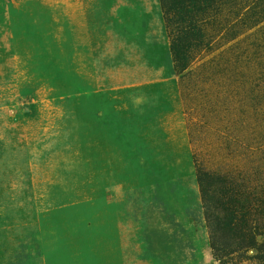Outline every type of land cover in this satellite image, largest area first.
<instances>
[{
    "label": "rangeland",
    "instance_id": "1",
    "mask_svg": "<svg viewBox=\"0 0 264 264\" xmlns=\"http://www.w3.org/2000/svg\"><path fill=\"white\" fill-rule=\"evenodd\" d=\"M258 224L264 0H0V264H264Z\"/></svg>",
    "mask_w": 264,
    "mask_h": 264
},
{
    "label": "trees",
    "instance_id": "2",
    "mask_svg": "<svg viewBox=\"0 0 264 264\" xmlns=\"http://www.w3.org/2000/svg\"><path fill=\"white\" fill-rule=\"evenodd\" d=\"M252 238H251V248H254L255 253L251 255L255 259H259L260 261H264V224L263 225H256L253 229H251ZM260 236L259 239H256V236ZM224 256V254H223ZM221 257V256H220ZM218 257V261L223 263L221 258Z\"/></svg>",
    "mask_w": 264,
    "mask_h": 264
}]
</instances>
